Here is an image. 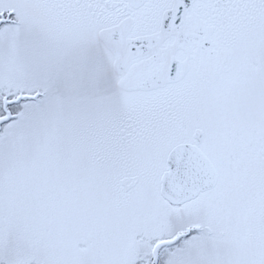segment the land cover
<instances>
[{"label":"snow or ice","instance_id":"obj_1","mask_svg":"<svg viewBox=\"0 0 264 264\" xmlns=\"http://www.w3.org/2000/svg\"><path fill=\"white\" fill-rule=\"evenodd\" d=\"M0 264H264V0H0Z\"/></svg>","mask_w":264,"mask_h":264}]
</instances>
